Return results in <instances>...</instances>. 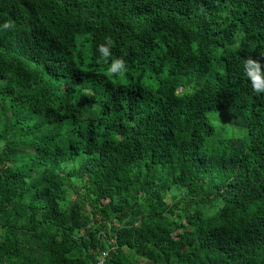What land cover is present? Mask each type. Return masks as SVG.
Instances as JSON below:
<instances>
[{
	"label": "trees",
	"instance_id": "1",
	"mask_svg": "<svg viewBox=\"0 0 264 264\" xmlns=\"http://www.w3.org/2000/svg\"><path fill=\"white\" fill-rule=\"evenodd\" d=\"M249 59L264 0H0V264H264Z\"/></svg>",
	"mask_w": 264,
	"mask_h": 264
},
{
	"label": "clouds",
	"instance_id": "2",
	"mask_svg": "<svg viewBox=\"0 0 264 264\" xmlns=\"http://www.w3.org/2000/svg\"><path fill=\"white\" fill-rule=\"evenodd\" d=\"M7 26V24L5 25ZM109 43H111V41H108ZM100 51L103 53L104 57H107L109 55L108 50L104 47L100 48ZM90 53H86V55H88ZM106 63V61H105ZM248 64L253 65V71L250 73V75L252 76V80H253V85L254 88L256 89V92H260V91H264V77L261 76L260 72H259V65L254 63L251 59H249L247 61ZM120 66V61H117L116 63H114L111 67L107 68V72L106 74L111 75L113 72L116 71V69ZM120 76V80L124 81V73H119Z\"/></svg>",
	"mask_w": 264,
	"mask_h": 264
},
{
	"label": "built area",
	"instance_id": "3",
	"mask_svg": "<svg viewBox=\"0 0 264 264\" xmlns=\"http://www.w3.org/2000/svg\"><path fill=\"white\" fill-rule=\"evenodd\" d=\"M105 255H106V254H104V256H105ZM103 261H104V259H103ZM103 261H101L100 264H103Z\"/></svg>",
	"mask_w": 264,
	"mask_h": 264
}]
</instances>
